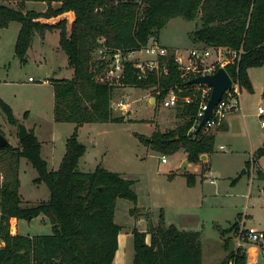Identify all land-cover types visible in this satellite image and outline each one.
<instances>
[{
  "label": "trees",
  "instance_id": "obj_1",
  "mask_svg": "<svg viewBox=\"0 0 264 264\" xmlns=\"http://www.w3.org/2000/svg\"><path fill=\"white\" fill-rule=\"evenodd\" d=\"M16 2L17 7L6 5ZM28 2L47 4L44 12L27 9ZM0 0V28L10 22L21 24L15 43V53L21 63L28 61V50L36 33L59 30L60 47L68 56L74 69L72 78H52L54 88V120L75 123L66 141V152L58 169H50L42 156V143L35 129L20 139V147L8 145L17 160L26 158L36 169L34 183H45L50 196L36 204H23L17 172L0 183V264H115L118 235L122 227L115 221L119 198L137 203L134 180L111 171L99 164L93 171L79 169L80 158L86 145L79 140L78 129L90 122H125L124 115H116L112 106L114 90L120 85L142 88L158 86L159 98L168 87L180 82V70L175 53L163 57L169 72L165 76L151 73L140 78L132 61H126L119 76H107L109 62L98 56L101 47L137 50L153 38L159 39L161 30L170 19H200L201 25L190 32L195 43L225 45L233 50L242 49L236 65L228 66L231 74L252 91L248 68L264 63V0ZM59 3V7H53ZM188 85V84H187ZM264 94V90H263ZM199 93L191 103L177 107V116L183 123L172 130L156 127L150 136L136 134L140 141L153 150L176 152L183 148L187 161L201 162L203 154H212L215 135L202 129L195 137L188 134L198 111ZM0 109L12 125H17L13 108L0 97ZM28 111L24 117L27 118ZM264 155V142L253 153L246 166ZM206 170V169H205ZM203 169L202 172H205ZM257 178L264 173L257 169ZM189 186L196 184L194 173L184 172ZM239 177L235 178L237 180ZM135 206L132 213L138 211ZM40 215L50 218V234L23 235L11 233L12 219L31 220ZM147 232L133 229L135 255L133 264H203L202 235L200 231L180 230L175 224L166 225L163 212L160 223L153 224L148 213ZM166 226V228H164ZM235 221L222 229L226 235L238 228ZM147 233L151 235L147 243ZM236 235V232H235ZM226 238L225 246L229 251ZM264 248V242L259 244ZM246 264L247 253L243 247L229 251L220 264Z\"/></svg>",
  "mask_w": 264,
  "mask_h": 264
},
{
  "label": "rangeland",
  "instance_id": "obj_2",
  "mask_svg": "<svg viewBox=\"0 0 264 264\" xmlns=\"http://www.w3.org/2000/svg\"><path fill=\"white\" fill-rule=\"evenodd\" d=\"M5 4L17 7L14 1ZM54 6L59 7L60 4L54 3ZM27 9L44 12L47 4L28 2ZM200 25V19H170L161 30L159 41L168 49V54L174 53V48H177L179 53L185 55L190 48L199 44L192 40L190 32ZM19 26V22L14 21L7 29L0 30V97L13 105L11 107L19 122L35 127L42 143V156L47 160L49 168L56 170L66 152V141L74 130V123L55 122L54 88L50 80L71 76L72 71L66 52L58 47L60 35L55 30H47L46 39L35 36L27 63H21L15 53V36ZM141 55L146 59L151 57L145 51ZM261 66L250 67V75L254 80L252 91L243 86L242 109L231 114L233 122L229 123L232 129L226 136H219L215 142L217 151L211 154L209 164L218 176L210 175L208 169L207 176L202 177L201 173L204 172L200 169H207V164L205 167H187L188 163L193 162L187 161V153L182 148L173 153H163L151 150L140 141L137 133L150 136L156 127L162 131L170 130V118L177 112V107L175 110L159 101H150L152 96H156L154 86L146 89L120 85L115 88L113 99H123L126 107L113 105L114 112L116 115L129 117L128 120L131 121L86 125L81 131L80 140L88 145V151L81 159L79 169L93 171L94 156L105 151L107 166L114 171L126 172L134 178V189L140 196V202L148 208L145 215L151 213L154 218L153 224L160 223L155 219L160 218L163 212L166 225L173 222L187 230H200L206 264H214L216 261L215 264H220L229 253L225 246L226 235L222 234L221 229L229 228L240 213L249 214L246 216V226L264 231V181L252 179L257 174L256 164L253 167L248 165V173L232 184V179L243 172L246 160L251 155L250 149L255 151L264 142V126H261L264 116L258 114L259 107L264 110V65ZM27 110L29 115L25 119L24 113ZM182 123L183 119H179L177 127ZM0 132L9 139L12 147H20L18 127L8 122L1 109ZM51 139L55 142L53 146ZM220 144L226 145V149L220 150ZM163 154L167 158L166 163L162 162ZM262 156L260 164L264 171V155ZM184 162H187L185 169ZM182 171L197 173L194 186L188 185ZM15 172L21 181L20 194L25 206L36 204L50 196L45 183H34L38 173L28 159L22 157L18 161L11 151L0 148V183L5 178H11ZM129 202L132 201L121 198L116 209L115 221L125 226L131 220L126 205ZM242 219L243 216L238 218L239 223ZM14 232L23 235L50 234L51 220L44 215L31 220L20 219ZM233 245L238 247L236 235ZM255 245L258 248L257 261L251 264H264L261 253L264 248ZM240 247L247 253L248 247ZM222 254L226 256L221 259Z\"/></svg>",
  "mask_w": 264,
  "mask_h": 264
},
{
  "label": "built area",
  "instance_id": "obj_3",
  "mask_svg": "<svg viewBox=\"0 0 264 264\" xmlns=\"http://www.w3.org/2000/svg\"><path fill=\"white\" fill-rule=\"evenodd\" d=\"M138 3H142L141 0H136ZM145 51L151 55L150 58L142 57V53ZM242 49L239 51L233 50L229 46L225 45H206L199 43L190 48L185 55L177 53L175 55V61L180 70V82H186L184 85L172 84L168 87V91L163 98H159L161 90L158 86H154L156 96H153L154 102L159 101L166 107H179L184 103H191L194 97L199 93V106L195 115L193 125L188 130V134L195 137L198 130V125L203 119L208 102L212 95V86L202 83H189V80L198 77L212 75L216 73L220 68H224L229 74L232 85L228 88L219 103L213 108L211 117L206 121L201 128L204 132L210 133L215 128L222 125L228 117L230 112L241 109L242 102V89L243 86L240 80L234 77L229 71L228 66L236 65L240 59ZM97 54L100 58L109 62L107 76L109 78L119 76L124 68L126 61H132L134 66L138 69L140 78H147L151 73L157 76H165L169 72L167 62L163 60V57L168 55V49L160 43L159 39L153 38L145 46L137 50L123 51L120 48L108 49L107 47H101ZM188 84V85H187ZM118 107H126L123 100L117 101ZM259 116L264 114L261 107L258 108ZM261 125L264 126V120L261 121ZM200 129V130H201ZM162 162H167L165 155L162 156ZM252 165V162H251ZM264 192V188L262 189ZM16 222L11 220L10 231L15 233ZM236 239L238 246H244V244H261L264 242V232L254 228L253 226H246V221L243 220L239 223L238 228L235 229ZM233 264V262H229Z\"/></svg>",
  "mask_w": 264,
  "mask_h": 264
},
{
  "label": "crops",
  "instance_id": "obj_4",
  "mask_svg": "<svg viewBox=\"0 0 264 264\" xmlns=\"http://www.w3.org/2000/svg\"><path fill=\"white\" fill-rule=\"evenodd\" d=\"M27 5V4H26ZM196 20V19H195ZM12 22H14V21H12ZM12 22H10V24H9V26L11 25V23ZM18 22V21H17ZM197 22L198 21H196V24H197ZM20 24V23H19ZM8 26V27H9ZM8 27H5V28H0V30L1 29H7ZM20 27H21V24H20V26H19V30H20ZM19 30H18V32H17V35L15 36V43H16V40H17V36H18V33H19ZM55 32H59V30L58 29H55ZM47 34H48V31H46L45 33H44V35H41L40 33H36L35 34V36L37 37V36H39V38H43V39H46L47 38ZM35 36H34V38H35ZM60 38V37H59ZM32 44H33V42H32ZM31 47H32V45H31ZM30 47V48H31ZM58 47H60V45H58ZM171 47V46H170ZM30 48H29V50H30ZM172 48H174V47H172ZM175 49V52L174 53H179V51L180 50H178L177 48H174ZM29 50H28V52H29ZM264 65V64H263ZM263 65L261 66V67H263ZM251 68H249L248 69V77H249V80H250V82H251V84H252V86H254V80H253V78L251 77V75H250V70ZM70 71H72V74H71V76H63V78H72L73 77V75H74V69L72 68V67H70ZM30 79H31V77H30ZM1 80V79H0ZM254 88V87H253ZM114 94H115V90H114V93H113V97H112V106L113 105H115V106H117V101L118 100H123V99H119V98H117V99H113L114 98ZM2 98V97H1ZM3 99V98H2ZM150 101L152 102V101H154V98H153V96L150 98ZM9 104V103H8ZM12 105V104H11ZM10 105V106H11ZM13 106V105H12ZM54 108V107H53ZM241 109H242V107H241ZM263 109V108H262ZM175 110H176V108H175ZM28 111V115H29V110H27ZM264 111V110H263ZM234 112V111H233ZM233 112H230L229 114H228V117H227V119L225 120V122L222 124V125H220L219 127H217V128H215L213 131H212V133L215 135V142L217 141V138L219 137V136H226L227 134H228V132L232 129V125L229 123V122H233L232 121V119H230L231 118V116L234 114ZM25 114V113H24ZM232 114V115H231ZM262 116H264V114L262 115ZM28 117V116H27ZM126 118V121H131V120H128V118L129 117H125ZM131 118V117H130ZM26 119V118H25ZM179 119H181V118H179L178 116H177V112H175V115L173 114V116L170 118V130H172V129H175L176 127H177V121L179 120ZM229 119H230V121H229ZM56 122V121H55ZM24 123V122H23ZM59 123H62V122H59ZM71 123V122H70ZM91 123H97V122H90V123H85V124H83L82 126H80L79 127V129H78V132H79V140H80V135H81V131H82V129L86 126V125H88V124H91ZM110 123H115V122H110ZM25 125L27 126V128H28V130L30 129V128H34L35 129V127H33V126H29L28 124H26V122H25ZM262 126V125H261ZM74 128H75V123H74ZM155 130V129H154ZM153 130V131H154ZM35 132H36V129H35ZM153 133V132H152ZM38 136V135H37ZM41 141V140H40ZM81 141V140H80ZM82 142V141H81ZM51 143H52V146L54 145V141L51 139ZM85 144V143H84ZM86 145V151H85V153L88 151V145L87 144H85ZM95 145V144H94ZM151 150H153L151 147H149ZM183 149V148H182ZM214 152H216L217 151V149H216V147L214 146ZM219 149L220 150H225L226 149V145H224V144H220L219 145ZM186 152V151H185ZM213 152V153H214ZM254 151L253 150H251L250 149V158L249 159H251V157H252V153H253ZM84 153V154H85ZM105 155H106V152L104 151L103 152V154H98V155H95L94 156V167L92 168L93 170H95L96 169V167L99 165V164H101L103 167H105L106 169H108V170H111V171H114L110 166H107L106 164H105ZM164 155V154H163ZM84 156V155H83ZM83 156L80 158V161H79V163L81 162V159L83 158ZM210 157H211V154L210 155H208V154H206V159H202L203 161H206V164H207V169L206 170H208L209 169V174L210 175H213V176H218L217 174H215L214 172H216V171H214L213 170V168H212V166L209 164V162H210ZM263 157V156H262ZM262 157H260V158H258L254 163H252V165L250 164V167H253V165H255L256 164V168L257 169H259V170H261L262 171V173H264V171H263V169H262V166H261V164H260V160H261V158ZM186 159V158H185ZM248 160H246V162H247ZM164 163V162H163ZM166 163V162H165ZM195 165H203L202 163H198V164H195V163H188L187 164V167H191V166H195ZM79 167V166H78ZM257 169H256V171H257ZM201 172H202V167H201ZM206 170H205V172L204 173H201V175H202V177H206L207 176V172H206ZM244 170H245V172H244ZM218 171V170H217ZM116 172H119V173H121L124 177H126V178H128V179H132V180H134V178H131L130 176H128V174L126 173V172H122V171H116ZM183 173L185 172V171H182ZM246 173H248V169H247V166H245V168L243 169V172L242 173H240L238 176H236L235 178H237V177H239L238 179H240L241 177H243ZM195 175L197 174V173H194ZM235 178H233L232 179V184H234V183H236V181L238 180H235L234 182H233V180L235 179ZM252 179H254V180H260V181H264V179H259V178H257V176H256V174L255 175H253L252 176ZM215 180H211V182H214ZM133 187H135V180H134V185H133ZM263 189V188H262ZM135 190V189H134ZM49 198V197H48ZM47 198V199H48ZM46 199V200H47ZM120 199L121 198H119L118 200H117V204H116V209H117V205H118V203H119V201H120ZM131 201V200H130ZM127 205V208H128V213H129V216H130V218H131V220H130V222L125 226V225H122V224H120V223H118L121 227H122V229H121V231L119 232V235H118V249H117V251H116V255H115V259H114V262H115V264H133V261H134V255H135V246H134V234H133V229L134 228H137L138 230H140V231H144V232H147L148 231V228H149V222H148V219H147V216L145 215V213H147L148 212V208H147V206L144 204V203H141L140 202V196L138 195V201H137V203H134L133 201L132 202H129V203H127L126 204ZM135 206H137L138 207V211L134 214V213H132L131 212V209L132 208H134ZM249 214H247V213H240L239 215H238V218L240 217V216H243V219H242V221L243 220H246L247 219V217L246 216H248ZM115 218H116V211H115ZM238 218L235 220V221H238ZM153 219L154 218H152V222H153ZM19 220L20 219H12V221L13 222H16V224H18V222H19ZM156 220V222H159L160 221V218L158 217V219H155ZM166 222V221H165ZM156 224V223H155ZM168 225H170V224H175V223H173V222H170V223H167ZM176 225V224H175ZM180 230H187V229H185V228H183V227H181V226H178V225H176ZM222 229H227V228H222ZM221 229V230H222ZM195 231H200V230H195ZM201 232V231H200ZM264 232V231H263ZM201 235H202V232H201ZM220 237H221V231H220ZM226 238V237H225ZM221 240H222V238H221ZM146 241H147V243H150V241H151V235L149 234V233H147V236H146ZM237 246H238V243H237ZM238 247H240V246H238ZM244 247L245 248H247V262H246V264H251L253 261H257L256 259H257V252H258V248H257V246L255 245V244H244ZM202 248H203V264H206V260H205V247H204V244H203V238H202ZM237 248V247H236ZM251 248H253L254 250L253 251H251ZM230 251V250H229ZM263 255V258H264V250H262V252H261ZM226 255L225 254H222V255H220V257H221V259L222 258H224ZM220 257H218V260L220 259ZM217 258V257H216ZM215 259V258H214ZM217 262V261H216ZM216 262H214V264L216 263ZM259 263H261V262H259ZM210 264H213L212 262H210Z\"/></svg>",
  "mask_w": 264,
  "mask_h": 264
},
{
  "label": "water",
  "instance_id": "obj_5",
  "mask_svg": "<svg viewBox=\"0 0 264 264\" xmlns=\"http://www.w3.org/2000/svg\"><path fill=\"white\" fill-rule=\"evenodd\" d=\"M189 83L190 84H192V83L208 84V85L212 86V88H213L212 95H211V98L208 102V107L206 109L205 115L198 125V130H200L204 126L206 121L211 117L213 108L219 103L224 92L228 88L231 87L232 80H231L229 74L227 73V71L224 68H220L216 73H214L212 75L195 77V78L189 80ZM17 127H18V135H19L20 139L26 137L29 134V130H28L27 126L25 125V123L18 122ZM8 145H10L9 139L3 133L0 132V148H5ZM201 159H206V154H203L201 156ZM186 164H187V162H184V164H183L184 169L186 168ZM244 172H245V170H244ZM164 228H166V226H164ZM225 237L234 239L235 229H233L230 233H227ZM236 249L237 248L234 247L233 242L231 241L229 243V250L232 251V250H236Z\"/></svg>",
  "mask_w": 264,
  "mask_h": 264
}]
</instances>
